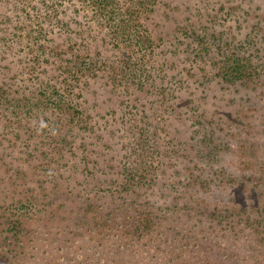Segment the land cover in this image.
<instances>
[{
  "label": "rangeland",
  "instance_id": "1",
  "mask_svg": "<svg viewBox=\"0 0 264 264\" xmlns=\"http://www.w3.org/2000/svg\"><path fill=\"white\" fill-rule=\"evenodd\" d=\"M80 6L66 3L70 30L46 22L38 65L17 43L26 12L0 0L14 94L64 86L75 59L98 68L67 86L74 127L0 114V264H264V0H160L135 79ZM237 59L248 72L230 78Z\"/></svg>",
  "mask_w": 264,
  "mask_h": 264
},
{
  "label": "trees",
  "instance_id": "2",
  "mask_svg": "<svg viewBox=\"0 0 264 264\" xmlns=\"http://www.w3.org/2000/svg\"><path fill=\"white\" fill-rule=\"evenodd\" d=\"M70 1L78 2L81 9L89 13L92 21L110 38V41L123 48L121 50L126 54L124 61H128V65L127 67L123 66L122 73L118 76L125 79L140 78L144 62V55L140 53H146V50L154 45L153 33L146 24V20L154 13L160 0H14L15 4L21 5V11H25V15L29 19L28 22H25L27 32L20 37V41L17 43H21L23 48L30 49L28 52H31L35 58L33 62L40 65L49 54L48 36L52 31H47L46 22L54 27L66 25L69 30L71 29L63 18L66 3ZM21 28L19 25L14 26L13 29ZM13 29H10L7 35L10 41L14 35H17ZM187 31L191 38L194 36L203 38L204 34L197 33L193 27H189ZM193 41H195L194 38ZM197 45H200L199 42ZM202 45L206 47L207 44L202 42ZM242 65V60L237 59L231 67H223L224 73H227L230 78L243 76L244 72H248V69L245 70ZM66 68L67 73L63 75L66 83L64 86L56 81L48 83L50 80L45 81L44 78H41L42 81L39 83V85L41 84V95L18 96L9 89L7 83L0 82V114L8 111L15 115L20 123L23 118L33 117L38 113H49L54 116V122L50 123L55 129L59 128L60 124L58 126L57 124L61 119L74 122L73 127L75 123H80L81 116L72 111L77 106L70 97L71 89H68L67 86L71 84L70 79L83 73L84 69L96 71L98 68L93 62L83 63L76 59ZM133 168L134 166H132V171L136 169ZM231 215L234 214L231 213ZM245 218L250 219L249 214H246Z\"/></svg>",
  "mask_w": 264,
  "mask_h": 264
}]
</instances>
